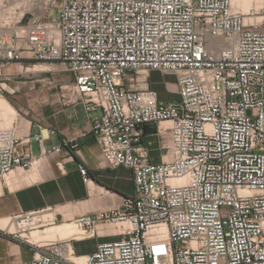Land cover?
I'll return each mask as SVG.
<instances>
[{
    "label": "built area",
    "instance_id": "2783aa9c",
    "mask_svg": "<svg viewBox=\"0 0 264 264\" xmlns=\"http://www.w3.org/2000/svg\"><path fill=\"white\" fill-rule=\"evenodd\" d=\"M43 4L37 13L34 0H1L0 73L13 62L63 64L92 114L100 164L132 177L131 194L76 216L84 239L103 225L117 236L97 243L83 264H264V28L246 22L231 0ZM149 71L174 76L179 99L143 86ZM44 139L42 129L22 138L16 124L0 126V176H29L39 158L30 144L45 155ZM75 140L53 151L71 144L80 156ZM77 169L87 183L84 162ZM57 215L45 206L0 225V239L37 248L19 264H78L68 240L28 238Z\"/></svg>",
    "mask_w": 264,
    "mask_h": 264
},
{
    "label": "rangeland",
    "instance_id": "374dc122",
    "mask_svg": "<svg viewBox=\"0 0 264 264\" xmlns=\"http://www.w3.org/2000/svg\"><path fill=\"white\" fill-rule=\"evenodd\" d=\"M44 1L34 0L37 3V7L34 8L35 12L40 13ZM259 2L260 5L257 6V2L254 0L252 7L244 15L247 22L252 21L264 28V0H260ZM48 8L43 17L49 20L55 14L52 7L50 8L49 6ZM1 16L2 14H0ZM40 63L49 65V69L46 71H25L26 67ZM174 79V76H167L158 71H149L146 82H143L142 85L145 86L147 84L149 88L155 90L158 96L164 100L177 101L179 96L174 91L175 88L172 84ZM73 84L74 80L71 72L61 63L32 60L30 62H13L5 65L2 67L0 73V98L10 104L15 114L10 119L0 113V125H10L13 123L21 131L27 130L29 126L32 132H39L40 129L44 130V133L45 129L53 130L54 134L52 135L60 139L71 140L75 138L78 144L77 148L82 151L85 146L92 147L94 144H97L89 133L90 117L92 114L85 111L81 101L73 94ZM21 131L19 135L22 134ZM152 133H154V130H149V134ZM148 140L152 141L150 153L155 158V161H158L159 151L157 146L159 139L156 136H151ZM38 145V142L33 141V150L35 152ZM49 145L47 143L46 147L50 148ZM63 149L69 151V155L77 156L71 144L63 147ZM63 157L64 155H59L60 159ZM42 164V161L33 163L32 173L29 176H22L19 170L16 169L18 180L13 184L12 188L31 182L26 178L31 177L34 181L40 179L42 176ZM110 173L118 177V187L125 193L131 191V182L129 181L131 172L128 168L121 166L110 171ZM4 180L5 176H0L1 185L4 183ZM67 217L70 218L69 220L76 218L72 214L64 215V217L57 215L55 224L68 221ZM100 230L104 232L100 233ZM114 232L115 228L112 225H103L98 227L93 236L78 241L86 242L90 249H95L97 243L100 241L116 238L117 236L113 235ZM69 242L73 243L77 241ZM73 255H78L77 251Z\"/></svg>",
    "mask_w": 264,
    "mask_h": 264
},
{
    "label": "crops",
    "instance_id": "0c3cea01",
    "mask_svg": "<svg viewBox=\"0 0 264 264\" xmlns=\"http://www.w3.org/2000/svg\"><path fill=\"white\" fill-rule=\"evenodd\" d=\"M172 82L175 88V79ZM174 91L176 94V88ZM21 132L20 136L22 138L27 134L38 133L32 132L30 126L27 130L25 129ZM43 134L45 137L43 147L47 151L45 155L39 156V145L35 152L33 150V142L30 144L33 154L37 158L39 157L37 161H42L43 163L40 179L34 181L31 177L26 178L31 182L12 188L13 184L18 180L15 169L5 175L2 185L0 183V225H5L7 222L6 218L14 213L36 210L45 206L56 207L57 213L61 217L68 214H72L75 217L84 213H94L101 208L118 203L123 195L131 194L133 188L131 173L129 177L131 191L125 193L117 186L118 177L110 173V171L115 169L106 168L100 164V150L97 144L92 147L85 146L83 151L81 150L80 156L75 155L74 157L72 154L69 155L70 152L63 148L60 151H53V148L60 146L63 142V139L52 135L54 134L53 130L45 129ZM47 143L50 144V148L46 147ZM61 154L64 155L62 159L59 158ZM79 161L84 162L87 168V173L90 177L87 183L83 181L77 169ZM66 219L72 221L68 217ZM101 232L104 231L100 230ZM29 234H27L28 238ZM83 239L80 237L68 239V241H77L69 242V246L74 253L77 251L79 256H87L96 249V247L95 249H90L86 242L78 241ZM110 239L114 238L102 241ZM36 252L37 248L27 243L17 242L9 238L0 239V264L30 262Z\"/></svg>",
    "mask_w": 264,
    "mask_h": 264
},
{
    "label": "bare ground",
    "instance_id": "6f19581e",
    "mask_svg": "<svg viewBox=\"0 0 264 264\" xmlns=\"http://www.w3.org/2000/svg\"><path fill=\"white\" fill-rule=\"evenodd\" d=\"M260 0H256L257 2V6L260 5ZM1 2V0H0ZM254 0H231V4L233 6L234 9L240 11L243 15L245 14L246 11L249 10L250 7H252ZM256 4V3H255ZM25 6H31L32 4L30 3H24ZM0 14H2V19H5V14L2 11H0ZM244 20L247 22V20L245 19V15H244ZM0 21V23H1ZM49 69V65L44 64V63H40V64H34L31 67H26L25 71H29V70H40V71H46ZM142 78L145 77V75L141 76ZM0 113L3 114L5 117L12 119V117H14L13 115L15 114L14 109L10 106L9 103L6 102V100L1 99L0 98ZM163 124H167L166 122H164ZM0 126H6V125H0ZM165 159H167V157L165 156ZM13 171V170H12ZM110 226V225H109ZM74 237H80L83 239L82 237V228H80L75 220L72 221H63L61 223H56L53 224L51 226H47L46 228H44L43 230H33L31 231V233L29 234V239L35 242H40V241H47V240H58V239H64V240H68V239H74ZM69 246V243H68ZM72 248L69 246V254H68V258L70 259V261L72 262H76L78 264H83L84 260H85V256L84 255H73V250H71Z\"/></svg>",
    "mask_w": 264,
    "mask_h": 264
}]
</instances>
